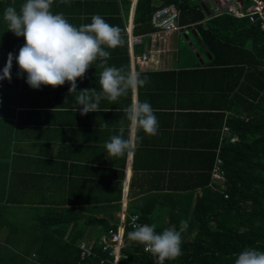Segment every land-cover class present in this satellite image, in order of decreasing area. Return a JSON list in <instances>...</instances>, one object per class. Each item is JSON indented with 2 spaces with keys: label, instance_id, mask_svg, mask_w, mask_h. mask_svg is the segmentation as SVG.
<instances>
[{
  "label": "crops",
  "instance_id": "obj_1",
  "mask_svg": "<svg viewBox=\"0 0 264 264\" xmlns=\"http://www.w3.org/2000/svg\"><path fill=\"white\" fill-rule=\"evenodd\" d=\"M22 3L10 5L19 10ZM136 3L54 0L51 10L76 26L90 23L96 14L119 26L125 43L106 49L111 53L108 65L147 76L148 84L138 91L115 102L102 100L99 112L82 116L79 109L53 110L66 97L69 104L74 102L76 94L68 96V83L33 90L26 76L18 77L17 65L11 69L10 82L0 80V203L7 213L26 217L25 213L44 210L53 216L73 215L77 221L65 239L82 231V241L93 245L107 223L119 224L120 215L143 216L156 230H163L180 223L186 213L189 222L204 192L210 193L207 198L220 193L210 173L227 136L223 129L230 114L218 92L219 70L208 64L205 52V57L196 54L197 60L180 53L178 34L188 41L185 32L194 31L181 25L179 17L177 30L160 33L151 20L134 21ZM152 3L159 7L163 1ZM130 35L141 37V44L130 47ZM144 54L146 59L140 61ZM98 63L76 81L78 92L100 91ZM4 66L0 63V73ZM137 99L148 101L155 110L157 134L139 132L142 141L130 153L107 157L104 145L118 133L122 109ZM128 136L126 129L124 137Z\"/></svg>",
  "mask_w": 264,
  "mask_h": 264
},
{
  "label": "trees",
  "instance_id": "obj_2",
  "mask_svg": "<svg viewBox=\"0 0 264 264\" xmlns=\"http://www.w3.org/2000/svg\"><path fill=\"white\" fill-rule=\"evenodd\" d=\"M19 1L25 2L7 1L6 8ZM162 1L159 7L178 8L179 23L194 31L206 52V61L219 70L218 92L226 102L224 110L230 114L225 126L237 137L236 143H230L228 136L223 138L219 153L228 197L217 193L207 198L210 193H203L189 212L188 228L182 234V254L164 264H235L237 254L245 248L264 251V32L247 20L206 17L197 0ZM5 3L0 4V10ZM159 7L152 0H137L134 21L151 20ZM3 14L0 11V16ZM22 45V38L14 36L6 22L0 21V63L6 64L8 53L15 57ZM47 212L25 213L27 220L19 212L7 213L0 203V264H111V258L96 243L88 257H80L82 231L65 239L76 217ZM187 217L188 213L184 214L183 220ZM140 219L146 222L145 217ZM174 226L179 229L178 222ZM108 230H116V225L107 223L104 233ZM131 231L125 229L126 247L122 252L126 258L119 264H157L155 256L128 239Z\"/></svg>",
  "mask_w": 264,
  "mask_h": 264
},
{
  "label": "clouds",
  "instance_id": "obj_3",
  "mask_svg": "<svg viewBox=\"0 0 264 264\" xmlns=\"http://www.w3.org/2000/svg\"><path fill=\"white\" fill-rule=\"evenodd\" d=\"M60 2L67 4L69 0ZM53 3L54 0H25L19 10L13 6L5 9L3 20L8 31L16 37H23L24 43L15 57L8 53L0 80L11 81L15 59L18 77L26 76L25 82L33 90L42 86L55 89L68 83V96L76 94L74 102L69 104L66 97L63 105L53 110L76 112L79 109L82 116L99 112L102 100L115 102L127 96L129 91H138L148 84L149 78H141L139 72L108 65L111 53L106 49L122 47L125 43L119 26L107 23L99 14L93 15L88 24L73 25L63 13L51 10ZM96 61L102 70L98 80L100 91L92 88L78 92L76 81L83 79ZM122 112L124 117L118 122V133L104 145L107 157L130 153L142 141L137 135L139 132L146 136H155L158 132V119L148 101L137 99ZM126 129L128 138L124 137ZM138 219L133 218V231L128 232V239L155 256L157 264H164L165 260H174L182 254V234L188 228V220H181L178 230L172 226L157 232L155 225L135 223ZM235 264H264V251L245 248L237 254Z\"/></svg>",
  "mask_w": 264,
  "mask_h": 264
},
{
  "label": "built area",
  "instance_id": "obj_4",
  "mask_svg": "<svg viewBox=\"0 0 264 264\" xmlns=\"http://www.w3.org/2000/svg\"><path fill=\"white\" fill-rule=\"evenodd\" d=\"M11 0H0L1 3H5ZM200 4H203L208 8L209 14L212 17L228 16L237 20H247L249 24L257 26L260 31L264 32V1L263 0H250L247 7L243 6L241 0H197ZM179 17V10L175 5H167L159 7L151 16L152 27L160 32H171L177 30V20ZM142 39L138 36H129V46H135L141 44ZM140 61L146 59V55H142ZM223 132L227 134V140L230 143H236L237 137L229 134V129L225 126ZM211 179L216 185L218 190L223 194L224 198H227L226 194V173L222 167V160L219 156L215 158L214 165L211 170ZM139 217L137 214L120 215L119 224L116 226V230H108L106 233L100 236L98 244L102 251L108 254L111 258V264H119L121 258H126L123 254V250L126 247L124 241V232L126 228L133 230V218ZM137 224H148L140 219L136 220ZM80 250V257H88L92 252V245L81 241L78 244ZM142 249L145 253L144 247ZM101 263H103L101 261Z\"/></svg>",
  "mask_w": 264,
  "mask_h": 264
},
{
  "label": "rangeland",
  "instance_id": "obj_5",
  "mask_svg": "<svg viewBox=\"0 0 264 264\" xmlns=\"http://www.w3.org/2000/svg\"><path fill=\"white\" fill-rule=\"evenodd\" d=\"M243 6L247 7L248 2L246 0H243ZM185 34L190 38L188 41L185 40L183 37V34H178L179 36V50L182 55H186L188 58H192L193 60L196 59V54H200L205 57V53L202 49V47L198 44L196 39L193 37L191 31H186Z\"/></svg>",
  "mask_w": 264,
  "mask_h": 264
},
{
  "label": "water",
  "instance_id": "obj_6",
  "mask_svg": "<svg viewBox=\"0 0 264 264\" xmlns=\"http://www.w3.org/2000/svg\"><path fill=\"white\" fill-rule=\"evenodd\" d=\"M201 7H202V9H203L204 11H206V14L208 15L209 13L207 12V8H206V6L203 5V4H201ZM205 53H206V52H205Z\"/></svg>",
  "mask_w": 264,
  "mask_h": 264
}]
</instances>
